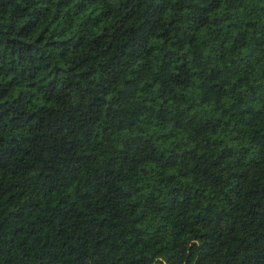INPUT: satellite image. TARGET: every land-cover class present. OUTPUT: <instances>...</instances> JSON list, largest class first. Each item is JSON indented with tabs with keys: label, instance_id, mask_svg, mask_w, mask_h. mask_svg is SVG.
<instances>
[{
	"label": "trees",
	"instance_id": "1",
	"mask_svg": "<svg viewBox=\"0 0 264 264\" xmlns=\"http://www.w3.org/2000/svg\"><path fill=\"white\" fill-rule=\"evenodd\" d=\"M243 8L0 0V100L19 93L0 103V247L40 264H264V25ZM117 131L123 153L96 166L98 133ZM230 136L254 150L228 163Z\"/></svg>",
	"mask_w": 264,
	"mask_h": 264
},
{
	"label": "clouds",
	"instance_id": "2",
	"mask_svg": "<svg viewBox=\"0 0 264 264\" xmlns=\"http://www.w3.org/2000/svg\"><path fill=\"white\" fill-rule=\"evenodd\" d=\"M78 2V0H77ZM238 2L244 4V8L241 9V11L247 15L248 13L252 12L256 16H259V24L264 25V13L260 12L261 8H264V3H261L260 0H238ZM173 3H176V0H173ZM94 9H90L87 13H85V16L81 19H85L88 15L92 14V11ZM66 11H70V9H67ZM169 15H171V12H169ZM181 17L187 15L186 12L179 13ZM21 27H23V24H21ZM245 55H248V53H245ZM244 57L242 56L241 59ZM19 93L13 94L9 98H5L4 100H0V103H8L11 104L13 100L17 99ZM0 136L3 137L5 143L3 144V147L6 148L8 146V135L7 133H2ZM227 139L236 141L235 144H233V147L236 149L235 154L231 158V160L228 161V163H234L236 160L240 158L241 150L247 148L249 151L254 150V145L252 144L251 140L247 137L244 138H237L235 136H230ZM122 135L119 131L112 134L111 137L105 138L102 133H98L96 143L92 145L90 149V155H93L96 157V166H100L106 162L107 159L114 157V153H123L124 149L122 146ZM173 144H179L182 143L181 141H173ZM183 153H181L182 155ZM201 155H205L203 151L200 153ZM264 159V157H262ZM210 163L214 166H216L217 171H224V169H220L217 165V162L213 159L210 161ZM94 170V169H93ZM25 179L30 180L31 177H25ZM67 189V193L64 192H57L58 198H64L65 195H70L75 190V183L73 182L72 177H68V183L63 186ZM47 189H37V195L42 196L45 195ZM191 240V237L188 238ZM197 244H200V240L194 241ZM233 243V240L231 237H227L224 240V247L220 250V252L217 255V259H222L223 255L228 249L231 247ZM28 250V246L25 245L21 247L20 244H16L15 246H8V247H0V264H4L5 261L11 262V264H40V256L36 252H29V254L26 256L25 252ZM186 254V252H185ZM259 260H264V255H261ZM194 264V262H193Z\"/></svg>",
	"mask_w": 264,
	"mask_h": 264
}]
</instances>
